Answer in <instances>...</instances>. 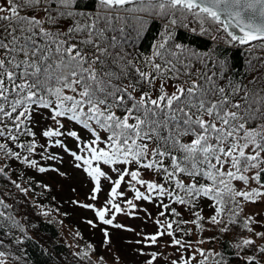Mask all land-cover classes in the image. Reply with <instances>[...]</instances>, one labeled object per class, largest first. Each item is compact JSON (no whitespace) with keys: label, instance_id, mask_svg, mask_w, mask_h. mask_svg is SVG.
Returning a JSON list of instances; mask_svg holds the SVG:
<instances>
[{"label":"snow or ice","instance_id":"1","mask_svg":"<svg viewBox=\"0 0 264 264\" xmlns=\"http://www.w3.org/2000/svg\"><path fill=\"white\" fill-rule=\"evenodd\" d=\"M141 14L185 28L198 22L201 32L223 30L229 43L260 41L264 48V0H92L91 7H82L80 0H0V176L27 194L29 189L9 176L15 172L12 163L47 171L31 158L38 148L47 151L34 130V116L47 113L53 126L41 135L47 145L82 162L76 167L94 182L91 199L101 191L102 179L109 182L110 198L95 209L104 224L125 211L116 200L125 197L121 187L126 185L134 192L125 200L128 209L137 208L134 200L159 199L161 217L169 211L180 215L171 203L193 211L192 221L157 220L160 230L146 237L151 244L164 235L171 238L170 246L181 255L170 264H209L210 257L218 258L214 264H228L223 253L195 248L176 235L190 231L180 227L187 223L204 230L205 218L196 209L207 198L213 202L215 214L208 218L213 227L225 233L232 225L248 233L232 245L236 259L261 264L264 231L257 228L264 222L248 216L237 224V218L245 203L264 198V65L249 62L252 77L236 82L226 78L225 61L205 70L204 58L181 44L169 48L166 41L154 47L151 57H134L127 49L135 47L149 24ZM65 121L79 125L91 139L83 141ZM65 136L79 142L78 151L67 148ZM142 172L160 179H145ZM0 208L12 205L0 198ZM7 222L24 231L11 213L0 210V230ZM0 247H5L3 239ZM162 255L151 253L146 264ZM7 256L0 251V264H7Z\"/></svg>","mask_w":264,"mask_h":264},{"label":"rangeland","instance_id":"2","mask_svg":"<svg viewBox=\"0 0 264 264\" xmlns=\"http://www.w3.org/2000/svg\"><path fill=\"white\" fill-rule=\"evenodd\" d=\"M162 23L163 27L159 33L162 36L155 38L152 43V50L149 53L144 54L143 57H151L154 47L157 44L166 41L168 37V20L163 19ZM197 27L201 26H197L196 23L192 26L193 29ZM46 116L47 113H45L44 116L37 115L34 116V120L40 132V134L37 133V143L38 145H46L47 151L45 152L43 149L38 148L37 153L32 154L31 158L36 159L40 167H49L46 168L47 171L41 173L36 168H28L26 165H21L19 162L13 163L16 168H20L18 169L20 174L23 173L22 176L18 175L20 178L18 180L22 184L26 182L25 175L29 173L39 181L40 179L43 181L41 178L42 176L46 179L44 182H51L52 184H56L57 189H63L60 193L53 191L56 198L60 200L58 202L60 203V207H53V205L46 199L47 196L45 198L43 195L42 199H40L42 202L39 203L40 205H37V210H41L48 216L54 217L59 224L61 237L69 244L71 252L75 253L76 251L79 253L80 257H82L87 264H146V262L151 259V253L153 252L163 254L162 256H158L153 264H170L171 260L178 259L181 253L176 251L175 246H170L171 238L167 235L158 238L157 244H151L150 241L146 239V237L151 236L160 230L159 225L156 223L157 220H160L161 222L168 221L166 216H160V212L163 209L160 207L159 199H155L154 202L134 200L133 202L137 204V208L128 209L125 200L133 199L134 192H132L126 185H122L121 190L125 192V197H118L116 203H119L125 211L115 213V219L111 225L104 224L99 220L95 209L104 207L106 201L110 198L108 195L110 191L109 182L102 179L101 191L96 194L97 198L95 200L91 199L94 182L82 167H76L77 163L82 162L75 161L69 151H65L59 146L47 145L46 141L48 138L41 135L42 130L53 126L52 121L46 119ZM65 124L67 129L79 132L83 141L91 139L90 134L83 130L79 125L68 124L67 121H65ZM62 139L68 149L71 151H78L79 142L75 141L74 138L65 136ZM79 153L81 155H87L86 152ZM48 155L57 158H43ZM101 166L105 171H108V166ZM50 167L54 169L53 172ZM14 168L15 167H13V169ZM110 175L115 178L114 173H110ZM142 176L145 179H160L153 174H144L143 172ZM23 186L29 189L28 185ZM237 186L244 187L242 184H238ZM137 187H139L141 191L145 190L143 186L137 185ZM252 187H256V184L253 183ZM31 190L28 192L34 197L36 192H32ZM66 195H68V197H66ZM167 200L169 199L165 197L164 203H166ZM84 204H93L95 208H85L82 206ZM180 208H182L186 215V221H192L195 219L193 211L187 206L181 205ZM196 211H199L200 215L205 218L201 222L204 230L197 228L192 223H187L189 230H191L190 238L178 236L176 233L177 237L190 242L195 248L214 250L226 255L228 252H225L219 241L221 236L225 234L229 235L232 244H235L241 235H248L243 228L234 227L232 225H229L230 231L225 233L219 232L218 228L213 227L208 220L211 215L215 214L214 209L206 208L204 201L198 202V208ZM111 216V212L106 213L105 218L108 219L111 218ZM248 216L264 222V198L256 200L255 203H245L243 213L237 218V224H240ZM223 219L227 222V212L224 214ZM88 221H92V223L89 224ZM117 224L122 225V227H115ZM257 230L264 231V228L258 227ZM105 231L107 232V237L105 236ZM212 237H215V240L210 239ZM137 241L140 242L138 243ZM198 241H204V243L200 244ZM49 246L52 245L49 244ZM188 251L191 252L192 249H189ZM84 253H87V256H85ZM248 254L252 253L249 252ZM184 255L187 256L188 253H184ZM226 258L228 264H243L242 261L236 259L235 254ZM197 259H201V257L197 256ZM8 260L11 261L7 256V261ZM72 260H74V258H72ZM76 263L77 262L75 261L74 264ZM79 264H84V262H80ZM209 264H214V257H210Z\"/></svg>","mask_w":264,"mask_h":264},{"label":"trees","instance_id":"3","mask_svg":"<svg viewBox=\"0 0 264 264\" xmlns=\"http://www.w3.org/2000/svg\"><path fill=\"white\" fill-rule=\"evenodd\" d=\"M81 6H92V0H80ZM144 15L149 20V24L145 31L142 33L140 38L136 40L134 48H128L132 56L142 58L144 54L149 53L152 50V43L156 37L162 36L159 34L163 27V19L155 16ZM131 23V21H129ZM194 23L200 25L198 22L188 23V26L179 27L167 24L168 37L166 39V47L171 48L174 44H181L185 49L194 51L200 54L205 63L207 69L205 70H216L214 63L217 60L226 62V78L236 82L249 80L253 73L250 71V64L264 65V48L259 47L260 41H253L249 44L241 45L238 42L229 43V37L223 30L216 32L215 30H209L201 32L200 27L192 28ZM205 28H209L208 24L204 25ZM224 39V40H223ZM228 39V40H227ZM165 41V42H166ZM164 42V43H165ZM195 64V61H193ZM196 67H203L201 64H195ZM224 81H222L223 83ZM36 133L40 134L38 127L35 126ZM22 139H27L22 137ZM7 163V161L5 162ZM15 167V172L9 171L11 179H16L18 183L28 185L29 190L36 192L35 196L32 197L30 192L21 193L14 185L11 184L9 177L0 176V198H3L6 203L11 204L12 208L0 210L11 213L14 218L23 226L24 231L21 232L17 228H11L10 222L5 223L3 230H0V239L5 241V247H0V251L8 253L10 260L16 261L20 264H79L84 262V259L80 257L79 253L71 252L69 244L62 239L61 232L59 230V224L56 222L54 217H50L43 211L37 210V205L41 203L43 195L47 196V200L53 205V207H60V200H58L53 191L56 193L62 192L63 189H57L56 184L44 182L46 179L41 176L43 181L35 179L29 173L26 176V182L21 183L18 179L20 175L19 167L16 168L15 164L12 163V168ZM52 172L54 169H52ZM49 169V170H50ZM51 172V173H52ZM83 173V172H82ZM21 176V175H20ZM36 177V175H35ZM81 184V183H80ZM31 186V187H30ZM182 194V193H181ZM68 197V195H66ZM69 199V198H68ZM66 199V200H68ZM70 200V199H69ZM204 201L206 208L214 209L210 205L213 203L207 198L200 200ZM160 203V201H159ZM166 203H170L167 200ZM40 205V204H39ZM170 207L176 208L179 216L172 215L166 212L165 216L168 221H186V215L184 214L181 205L178 203H171ZM176 225L174 224V228ZM180 227L185 230H189L187 224H182ZM11 231L12 237L5 235L6 232ZM190 231L187 233L177 232L178 236L190 238ZM16 238L21 239V243L16 244L14 241ZM220 243L222 248L225 250V257H231L235 254V249L232 247V241L229 235L225 234L220 237ZM52 245V246H49ZM79 255V256H77ZM19 257V259H16ZM74 258V260H72ZM218 259V258H214ZM261 264H264L261 261Z\"/></svg>","mask_w":264,"mask_h":264},{"label":"water","instance_id":"4","mask_svg":"<svg viewBox=\"0 0 264 264\" xmlns=\"http://www.w3.org/2000/svg\"><path fill=\"white\" fill-rule=\"evenodd\" d=\"M229 30L232 31L233 29L230 28ZM235 31H236V34L238 35L240 34L238 29ZM7 264H17V263L11 261V262H7Z\"/></svg>","mask_w":264,"mask_h":264}]
</instances>
